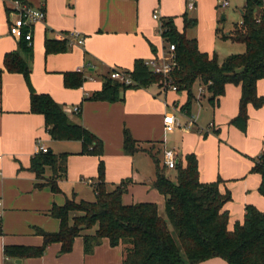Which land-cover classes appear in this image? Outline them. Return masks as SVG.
Segmentation results:
<instances>
[{"label": "crops", "instance_id": "0c3cea01", "mask_svg": "<svg viewBox=\"0 0 264 264\" xmlns=\"http://www.w3.org/2000/svg\"><path fill=\"white\" fill-rule=\"evenodd\" d=\"M23 1L45 12V20L33 27L29 43L33 88L38 93L50 95L64 107L70 119L102 141L101 159L108 190L113 189V184L131 178L132 183L122 197L123 204L154 203L158 214L164 217V197L155 195L154 180L142 182L133 165L136 154L145 153L152 159L149 150L162 156L163 150L168 149L164 144L165 135L176 126L165 127L164 116L172 114L180 124L186 122L178 112L186 101V93L162 91L157 85H151L127 90L123 100L114 103L86 98L101 89V76L110 75L111 69L131 70L137 59L146 61L168 56V46L160 35V27L169 17L174 18L180 33L197 41L201 52L209 56L216 54L219 59L215 51L217 41L230 40H222L216 33L220 28L215 0H194L192 10L187 7L188 0ZM242 12L243 8L240 15ZM155 14L157 19L153 17ZM183 14L195 19L196 25L185 30ZM222 16L221 20L225 21L226 17L222 19ZM8 25L7 13L1 4L0 264H122V248L110 247L107 239H103L89 255L84 254L81 237L75 239L72 251L63 255L59 254L58 243L47 246L38 258L14 259L4 254L6 246L41 245L43 239L37 234L38 230L57 232L59 220L51 216V209L55 205H64L73 196L76 201H89L85 186L92 189L91 185L96 183L99 162L96 156L80 155L81 143L78 141L52 140L45 130L43 116L30 113L29 90L22 75L3 70L5 53L18 49V40L9 35ZM230 31L232 29L221 32L228 34ZM46 39L66 40V51L45 54ZM151 47L156 50L155 54ZM21 55L28 57L26 52ZM105 68L107 71L103 73ZM72 71L85 73L86 80L78 89L64 87L63 74ZM95 71L102 74L96 77ZM201 88L199 84L193 88L196 98L191 116L197 120L195 127H199L198 122L207 126L212 124V127L205 132L206 137L196 134V130L184 131L181 147L171 149L183 165L187 154L196 156L200 182H213L220 177L223 181L220 191L233 193L234 202L224 206L229 213L228 229L232 230L235 222L242 223L246 205L264 212V197L257 193L260 176L250 173L253 159L264 151V108L247 107L249 120L246 132L242 133L229 125L238 113L240 87L227 84L215 108L208 104V93L204 90L200 93ZM257 93L264 97V79L257 82ZM75 107H80L78 118L73 113ZM125 131L139 144L140 150L133 155L124 152ZM37 142L54 154H69L66 177L58 180V193L52 192L45 180H37L30 170ZM45 176L49 178L51 171L47 169ZM132 192L140 195H131ZM200 264L227 263L214 258Z\"/></svg>", "mask_w": 264, "mask_h": 264}, {"label": "trees", "instance_id": "16d2710c", "mask_svg": "<svg viewBox=\"0 0 264 264\" xmlns=\"http://www.w3.org/2000/svg\"><path fill=\"white\" fill-rule=\"evenodd\" d=\"M184 29L196 25L195 19L182 15ZM222 40H230L244 46V52L231 54L219 61L216 54L209 56L198 49L195 39L180 33L174 18H166L160 27V35L167 46L174 45L172 52L175 67L170 80L176 93L185 92L186 101L180 111L191 116L195 101L193 88L199 84L208 93V104L215 108L225 93V86L240 87L241 96L237 115L229 125L245 133L248 125L247 107L264 108V97L257 93V82L264 79V0H246L241 21L232 31L224 34L216 31ZM30 42L20 39L18 49L5 53L3 70L10 74H21L29 90V111L43 116L45 130L55 141H78L80 155L96 156L99 159L96 183L92 184L94 201L67 199L62 206H53L50 214L59 220V230L47 233L38 230L43 239L39 246H6L4 254L9 258L25 259L41 257L47 246L60 244L59 254L72 251L76 238L83 240L85 255L93 252L103 239L110 247L120 246L123 251L122 264H200L220 258L227 264H264V212L253 205L245 206L242 223L235 222L228 229L229 213L224 206L231 201V193L220 191L223 181L202 183L199 181L198 163L194 154H187L184 163L175 167L176 181L173 182L160 166L158 153L148 151L155 165L152 187L164 197V213L158 214L157 205L141 202L123 204L122 197L132 183L131 178L113 184L108 190L104 179L105 166L102 141L90 131L70 119L64 107L48 94L38 93L31 84L32 47ZM45 54L63 53L67 41L55 42L46 39ZM156 53L154 47H151ZM26 52L28 57L21 55ZM115 68L109 71H113ZM130 75L132 84L125 85L110 75H102V86L86 100L118 102L127 90L163 86V77L155 74L137 59L131 70H122ZM85 73L72 71L63 74V84L68 89H78L85 82ZM78 112L74 113L79 117ZM218 134L217 131L213 132ZM206 133L202 134L206 137ZM123 149L128 155L140 150L139 144L128 131L124 132ZM69 154L36 153L30 160V170L37 180H45L54 193L60 192L58 180L65 178ZM165 168V167H164ZM51 176H45L46 170ZM251 173L260 176L258 193L264 197V151L253 159ZM40 187L41 185H37Z\"/></svg>", "mask_w": 264, "mask_h": 264}, {"label": "built area", "instance_id": "2783aa9c", "mask_svg": "<svg viewBox=\"0 0 264 264\" xmlns=\"http://www.w3.org/2000/svg\"><path fill=\"white\" fill-rule=\"evenodd\" d=\"M216 6L219 9H224L230 6L229 0H215ZM3 4L7 13L8 20V32L16 40L24 39L28 42L32 40L33 27L40 22L45 20V12L41 8H35L27 5L23 0H0V5ZM189 10L194 8V0H188L187 5ZM154 19L158 16L155 14ZM174 45L168 46V56L161 59L153 58L145 61V65L155 74H160L163 77L162 91H173L176 92V87L172 84L170 80V74L172 69L175 67V62L173 60L172 52L174 51ZM110 77L114 80L124 83L125 85L132 84L130 75L124 73L120 69H114L111 71ZM203 87L200 89V93L203 91ZM78 107L73 108V113L78 112ZM187 123L183 126L185 131L190 130L195 125V119L192 116H186L181 111ZM163 123L165 127H181V124L176 120L175 116L172 114H167L164 116ZM212 124L207 127L210 130ZM205 131V132H206ZM36 153H46L47 148L41 143L36 144ZM178 163V157L173 149L163 150V166L168 170L175 169ZM1 175V173H0ZM1 205V202H0ZM1 216V214H0Z\"/></svg>", "mask_w": 264, "mask_h": 264}, {"label": "rangeland", "instance_id": "374dc122", "mask_svg": "<svg viewBox=\"0 0 264 264\" xmlns=\"http://www.w3.org/2000/svg\"><path fill=\"white\" fill-rule=\"evenodd\" d=\"M245 2H246V0H229V3H230L229 7L224 8V9H219L217 11L218 12V25H219V28L221 31H223L225 33L228 30L233 29L235 24L239 23V21L241 19L240 10L245 6ZM222 15H225V17H226L225 21L221 20ZM215 51L219 56V61H221L228 55L243 53L244 52V46L240 43L218 40L217 44H216ZM106 71H107L106 68L102 70L103 73H105ZM94 74L96 77L97 76L99 77V75H101L102 73L95 71ZM184 119L186 122L181 123V127H176L175 130L167 132V135H165L164 144L166 145V147L168 149H171V148L178 149L181 147L182 136L185 135V133H184L185 130L183 129V126L187 123L186 118H184ZM195 121L197 122V120H195ZM198 125H199V127H195V125H194L190 129L191 131L190 130L189 131L194 132L196 130L195 131L196 134H201V135L204 134L206 131L205 129L208 126L207 125H201V123H199V122H198ZM200 132H202V133H200ZM157 156H158V159L160 161V166L164 169V173H165L166 177H168L170 180L175 182L176 181V171L174 169L168 170V169L164 168V166H163V154H162V156L160 154ZM252 163H253V161H252ZM133 168H134V172H136V171L138 172V174H139L138 177L142 182H148V181H152L155 179L154 162L145 153H139V154L135 155ZM253 174H256V173H253ZM104 179H105V174H104ZM85 187L87 190L86 194L88 196V199H86V200L93 201L94 195H93L92 189L90 188V186L89 187L85 186ZM229 192L231 193V201L230 202L232 203V202H234V196H233V193L231 191H229ZM257 193H258V190H257ZM131 195H140V194L137 192H132ZM155 195L161 196V194L158 192H156Z\"/></svg>", "mask_w": 264, "mask_h": 264}, {"label": "water", "instance_id": "95a60500", "mask_svg": "<svg viewBox=\"0 0 264 264\" xmlns=\"http://www.w3.org/2000/svg\"><path fill=\"white\" fill-rule=\"evenodd\" d=\"M225 17L224 16H222V19H224Z\"/></svg>", "mask_w": 264, "mask_h": 264}]
</instances>
